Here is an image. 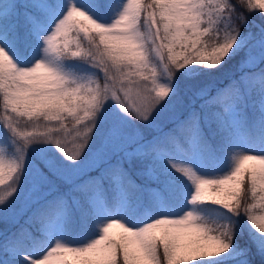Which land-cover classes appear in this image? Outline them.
<instances>
[{
  "label": "snow or ice",
  "instance_id": "6c2138e0",
  "mask_svg": "<svg viewBox=\"0 0 264 264\" xmlns=\"http://www.w3.org/2000/svg\"><path fill=\"white\" fill-rule=\"evenodd\" d=\"M0 110V264H264V0H0Z\"/></svg>",
  "mask_w": 264,
  "mask_h": 264
},
{
  "label": "trees",
  "instance_id": "16d2710c",
  "mask_svg": "<svg viewBox=\"0 0 264 264\" xmlns=\"http://www.w3.org/2000/svg\"><path fill=\"white\" fill-rule=\"evenodd\" d=\"M261 23L259 17L257 16H252L250 17V23H249V27H245L242 28L241 31L243 33H247L249 31V29H251V31L253 32V34H256L258 32V28L253 26V25H259ZM239 56V55H238ZM238 57H235L233 60H230L227 64H225L223 66V68L220 69V71L218 72H214L211 75H205L202 79H208L210 81H212L214 84H219L221 81L223 82H227V80L233 76V75H239L240 73H238V71L236 70V66L235 63L237 61ZM102 77V73L100 74ZM0 112H2V110H0ZM100 138V134H99V130L97 131V135L95 137H93L92 140V144H96L99 141ZM249 202H253L251 201V199L249 198ZM258 211V209H257ZM241 223H243V217L241 218ZM246 239V237H245ZM2 242V241H0ZM241 244H243V241H240ZM253 251H255V249H253ZM0 255H2V252H0ZM256 260H259V257H255Z\"/></svg>",
  "mask_w": 264,
  "mask_h": 264
},
{
  "label": "rangeland",
  "instance_id": "374dc122",
  "mask_svg": "<svg viewBox=\"0 0 264 264\" xmlns=\"http://www.w3.org/2000/svg\"><path fill=\"white\" fill-rule=\"evenodd\" d=\"M246 51V49H245ZM244 56V53L242 52L238 57L235 66H236V70H237V65L240 59H242ZM239 73V72H238ZM200 84H214L212 81L208 80V79H201ZM192 93H188L187 95L185 94V85L183 84V82L181 83V93L180 96L183 99L184 105H187L189 103V96H191ZM199 103V101H197V104ZM167 116V113L164 114V116L161 117V119H164ZM142 127V125H141ZM146 131V130H145ZM99 142V141H98ZM97 142V143H98ZM96 143V144H97ZM96 144H94L93 146H95ZM195 264V262H194Z\"/></svg>",
  "mask_w": 264,
  "mask_h": 264
}]
</instances>
